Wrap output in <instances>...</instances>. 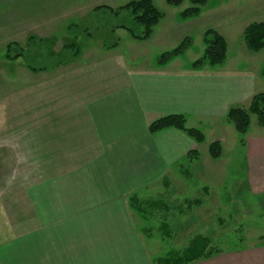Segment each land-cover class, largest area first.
<instances>
[{"label":"crops","instance_id":"0c3cea01","mask_svg":"<svg viewBox=\"0 0 264 264\" xmlns=\"http://www.w3.org/2000/svg\"><path fill=\"white\" fill-rule=\"evenodd\" d=\"M132 1L138 0H48L47 7L42 5L48 14L60 11L58 20L72 21L94 7ZM16 5L19 20L31 15L24 1ZM94 46L55 70L32 73L49 76L18 88L16 99H9L10 89L2 93L5 84L0 83V165L34 168L33 178L24 171L25 179L19 180L20 195L33 198V207L27 209L34 225L28 228L26 222L23 227L19 220L20 237L0 247V264H158L145 255L110 254L113 247L121 250L129 242L133 247V237L121 243L107 235L98 219L105 212L102 208L125 212L124 205H115L117 198L137 192L140 183L182 175L181 168L202 158L204 148L207 161L213 142L224 145V155L234 137L227 113L233 107L248 108L255 95L264 93L263 68L240 69L225 62L195 70L181 56L159 66L145 60L139 47L123 56L115 53L118 45ZM172 115L188 118L194 129L210 127L211 142L198 144L174 128L150 133L152 123ZM258 126L242 135L240 143L248 156L247 182L264 195V128ZM91 199L101 201L92 206ZM70 212L75 214L72 220L53 223L59 213ZM80 212L86 214L82 221ZM257 241L255 246L221 251L190 264H264V237Z\"/></svg>","mask_w":264,"mask_h":264},{"label":"rangeland","instance_id":"374dc122","mask_svg":"<svg viewBox=\"0 0 264 264\" xmlns=\"http://www.w3.org/2000/svg\"><path fill=\"white\" fill-rule=\"evenodd\" d=\"M16 1L0 0V78L4 77L0 83L5 84L2 93L12 90L9 95L11 100L17 98L18 88L32 85L33 80L49 76H33L34 72L25 65L24 58L14 61L5 58L8 44L17 43L26 50L29 48L30 37L45 42L41 46L43 59L37 61L31 54L25 57L35 67L61 64L71 56V51H64V48L71 44L76 45L81 54L84 50L95 47L94 45H101L100 48L97 47L99 49H107L117 43L115 53L123 56H131V48L139 47V51L146 53L143 58L155 63L161 54L174 49L186 38L191 39L192 45L181 56V61L191 64L203 56V36L211 29L222 35L227 42L226 64L240 69L264 67V50L258 54L251 53L244 40L247 26L264 23V0H209L201 15L189 20L180 17V13L190 7L189 0H185L179 7L169 6L165 0H154V5L163 15V19L154 28L151 39L141 42L133 40L126 30H113L116 26H130L134 27L137 33H141L142 28L134 23L129 11L124 10L114 16L109 12L95 13L94 7L95 9H91L87 14L76 17L79 20H61L63 17L58 20L57 14H60V11L57 14H48L44 10L43 5L47 7L48 0H22L25 2L26 13L31 15L19 20ZM39 6L41 9H38ZM123 6L125 4L110 8L116 11ZM54 18L56 21H53ZM5 78L11 81H5ZM1 89L0 84V97ZM2 105L3 102L0 101V121ZM192 124L187 118V128H192ZM228 127L233 128L234 137H230L220 160L216 161L209 156L206 161L204 148L200 152L202 158L181 168L187 169L182 175L179 172L157 182L140 183L137 192H127L129 194L125 197L117 198L115 205H124L125 212L123 209L102 208L105 212L98 219L103 225L102 228L107 230V235L114 236L115 240L121 243L133 237V247H130L129 242L126 246H121L122 251L120 247H113L110 254L114 257H118L114 254L129 257L132 253L153 257L159 261L173 251L182 252L198 235L209 238L212 246L220 251L246 249L255 246L259 236L264 237V195H258L256 188L247 182L245 161L247 162L248 156L245 150L241 149L243 147L240 143L243 136L236 132L233 126ZM209 128L198 129L205 135L206 144L212 140ZM250 128L252 131L260 128L254 115L251 116ZM212 133L218 136L216 131ZM33 169L32 166L0 165V247L7 246L20 237V219L23 227L26 222L28 228L34 225V216L29 215L27 209L33 207V198L22 197L23 189L20 187L25 179L23 172L26 171L29 178H33ZM20 179L22 181H19ZM19 187L21 189H18ZM131 193L143 202V207L147 210L146 217L130 208ZM151 200L162 202L164 205L147 206L146 202ZM94 201L99 202L101 199H91L92 206ZM61 203L65 205L68 202ZM80 214L77 215L82 221L86 214ZM58 215L53 218V223L57 226L66 220H72L71 217L75 214L70 212ZM163 223L168 224L169 235L162 232L160 227ZM135 231L139 236L137 238ZM106 255L109 254L103 253L104 257Z\"/></svg>","mask_w":264,"mask_h":264},{"label":"trees","instance_id":"16d2710c","mask_svg":"<svg viewBox=\"0 0 264 264\" xmlns=\"http://www.w3.org/2000/svg\"><path fill=\"white\" fill-rule=\"evenodd\" d=\"M185 0H165V2L172 7H179ZM190 7L184 9L180 13V17L183 20H189L199 17L202 13V9L208 4L209 0H189ZM129 11L133 17V21L137 26L142 28L141 33H137L134 27L130 26H116L114 31L123 29L126 30L130 36L137 41H147L151 38L154 28L163 19V15L157 10L153 1L151 0H138L132 1L125 6L114 11L110 7H98L93 12H109L111 15L117 16L119 12ZM244 40L247 49L254 54H258L264 50V23H253L246 27L244 31ZM29 48L26 50L19 46L17 43H10L6 46L5 58L10 61L24 58L25 65L34 73L43 72L48 70H55L59 65L68 64L73 58H76L80 54V49L74 45H68L64 48V51L71 56L61 64L51 67H35L28 61L27 54H31L37 61L43 59V52L41 46L45 44L44 41L37 40L34 37L29 38ZM203 43L205 46L203 56L193 62V69H202L206 66L211 68H217L222 66L227 59V42L225 38L215 30H207L203 36ZM192 41L189 38L183 40L177 47L161 54L157 59L159 66H165L170 61L177 57L183 56L191 47ZM117 43L108 46L107 48L116 47ZM262 75L264 76V67L262 69ZM254 115L258 119L259 125L264 128V93L255 95L248 108L245 107H233L229 110L226 116L228 123L235 127V130L240 135H245L251 127V116ZM174 128L183 131L187 136L193 139L196 143L202 144L205 142V135L198 129L187 128L186 119L183 115H172L164 117L149 127L151 134H156L162 130ZM209 154L214 160L221 158L223 154L222 144L219 141L213 142L209 147ZM191 155H199L197 152H191ZM183 173L187 172L186 168H183ZM130 207L138 212L141 216L146 217L147 210L143 207V202L134 195L129 199ZM200 204L199 201H196ZM161 204V205H159ZM146 205L152 207L155 205L162 206V202L148 201ZM167 209V207H165ZM165 235H169V226L167 223H163L160 227ZM212 246L209 238L205 236H195L182 252L173 251L167 255L166 258L160 259L158 264H190L195 261L204 258H211L214 255L220 253Z\"/></svg>","mask_w":264,"mask_h":264}]
</instances>
